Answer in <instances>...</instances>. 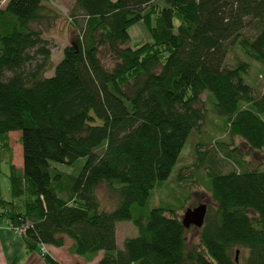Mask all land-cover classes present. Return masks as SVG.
<instances>
[{
	"label": "trees",
	"instance_id": "16d2710c",
	"mask_svg": "<svg viewBox=\"0 0 264 264\" xmlns=\"http://www.w3.org/2000/svg\"><path fill=\"white\" fill-rule=\"evenodd\" d=\"M47 1L0 2V143L19 133L23 150L22 169L11 154L7 160L10 200L0 168V219L24 229L29 250L60 248L69 238L85 264L101 252L97 264H264V170L232 143L240 138L264 154V94L246 83L251 63L235 51L264 68V0H76L70 15L82 24L79 35L55 66L51 43L33 26L46 18ZM139 23L151 41L132 47L130 30ZM207 91L232 142L195 148L191 170H206L216 206H208L201 244L186 252L176 210L134 215L132 208L146 207L170 178L206 121ZM91 116L102 123L92 126ZM219 150L228 168L219 166ZM82 158L77 173L53 164ZM101 185L120 196L113 211L101 208ZM123 221L138 235L119 249ZM238 249L248 252L244 263Z\"/></svg>",
	"mask_w": 264,
	"mask_h": 264
},
{
	"label": "rangeland",
	"instance_id": "374dc122",
	"mask_svg": "<svg viewBox=\"0 0 264 264\" xmlns=\"http://www.w3.org/2000/svg\"><path fill=\"white\" fill-rule=\"evenodd\" d=\"M1 1L2 4L5 5L6 0ZM75 2L76 0H48L46 3L47 9L45 10L46 18L42 23L33 24L35 29L42 30L43 36L51 43L52 62L54 66L60 62L61 56L63 57L64 49L73 43L79 35V28L82 24L81 22L80 24L72 23L70 15ZM130 34L131 41L129 45L132 47L151 41L150 33L144 23H139L134 26L130 30ZM235 51L238 57L251 63V68L245 77L246 83L251 85L258 95L264 94V68L258 62L245 56L241 51ZM104 59L106 63L110 66L112 65L110 57ZM233 59L234 55H230L227 60L228 63L232 64L234 62ZM51 75H54V72H51L50 76ZM215 103L216 99L212 93L207 91L202 95V105L207 109L206 121L190 136L170 178L154 188L147 206L144 208H141L138 205L133 206L132 209L134 215H147L152 209L162 207L176 210L179 216L183 218L188 209H193L200 205H207L209 207L216 206V203L212 200L211 193L209 192L210 178L206 170H191L196 161L194 154L195 148L199 143L206 144V148L210 149L209 144L212 143L218 146L217 142H223L224 144H230L232 142L228 135L229 128L227 126V119L225 116L219 114ZM262 118L264 120V114L262 115ZM96 120L97 122L102 123L98 119ZM96 120L91 116L89 120L90 124L96 126L98 124ZM17 134L19 133H11L8 136V144L6 146H4V141H1L0 143V147H4L5 149H3L6 150L0 151L2 194L6 200L11 199L10 167L7 163L9 155H12L13 163L16 166L23 167V150ZM232 143H234L235 147L241 148L242 155H244L254 167H261V169L264 170L263 153L250 150L240 138H235ZM225 157L226 155L224 151L219 150L218 156L215 158H217L216 160H218L219 166L228 168L230 163L227 159H223ZM86 161V158H82L75 166H67L59 163L53 164L64 172L77 173ZM183 168H186V171L184 172L185 175H182V178H179V174ZM97 194L102 210L113 211L116 209L120 201V196L118 194L112 192V190L106 185H101L97 189ZM117 230H119L117 242L120 248H123L125 239L134 238L138 235L137 228L128 221L119 222L117 224ZM186 236V252L201 244L198 228L192 227L187 229ZM70 248L63 251L62 257L64 259L68 258V252L70 255H74L71 253ZM237 251L238 255L236 256L234 253V256L244 263L248 252L244 250L240 251L239 249L236 250V252ZM52 254H54V251H52Z\"/></svg>",
	"mask_w": 264,
	"mask_h": 264
},
{
	"label": "crops",
	"instance_id": "0c3cea01",
	"mask_svg": "<svg viewBox=\"0 0 264 264\" xmlns=\"http://www.w3.org/2000/svg\"><path fill=\"white\" fill-rule=\"evenodd\" d=\"M63 57L61 56V59ZM61 61V60H60ZM22 169L21 167H18ZM2 188V182H1ZM3 193V188H2ZM3 196V194H2ZM117 235L119 230H117ZM68 245V247H67ZM73 245V241L69 238H65V245L63 247L57 248L54 246H46L47 253H49L53 258L59 261L61 264H85V261L78 257L77 255H70L68 258H63V251L69 249ZM118 245V242H117ZM67 247V248H66ZM119 249H122L118 246ZM54 251V254H52ZM104 256L101 252L97 258L89 264H97ZM0 264H47L44 254L41 250V246L35 250H29L25 243V238L23 235L16 232L12 225H10L6 220L0 219Z\"/></svg>",
	"mask_w": 264,
	"mask_h": 264
},
{
	"label": "water",
	"instance_id": "95a60500",
	"mask_svg": "<svg viewBox=\"0 0 264 264\" xmlns=\"http://www.w3.org/2000/svg\"><path fill=\"white\" fill-rule=\"evenodd\" d=\"M207 214H208L207 205H200L199 207L188 209L184 217L182 218L183 226L186 229H190L192 227L201 229L205 224Z\"/></svg>",
	"mask_w": 264,
	"mask_h": 264
},
{
	"label": "built area",
	"instance_id": "2783aa9c",
	"mask_svg": "<svg viewBox=\"0 0 264 264\" xmlns=\"http://www.w3.org/2000/svg\"><path fill=\"white\" fill-rule=\"evenodd\" d=\"M2 2V1H1ZM16 230V232L17 233H19V234H21V235H23V233H24V229H19V228H17V229H15ZM41 250H42V252H43V254L44 255H46V251H47V248H46V246L45 245H42L41 246Z\"/></svg>",
	"mask_w": 264,
	"mask_h": 264
}]
</instances>
